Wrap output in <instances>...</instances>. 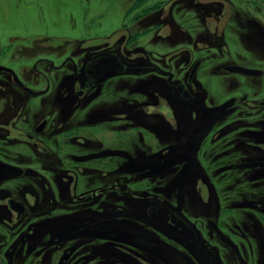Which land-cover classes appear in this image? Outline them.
Masks as SVG:
<instances>
[{
    "label": "flooded vegetation",
    "instance_id": "flooded-vegetation-1",
    "mask_svg": "<svg viewBox=\"0 0 264 264\" xmlns=\"http://www.w3.org/2000/svg\"><path fill=\"white\" fill-rule=\"evenodd\" d=\"M229 1L207 3L218 12L203 7L197 24L202 33L191 48L220 49L227 28L241 27ZM238 1L253 12L264 11V0ZM173 20L176 29L184 26ZM167 22L159 23L156 38ZM261 37L264 43V32ZM106 54L116 53L90 60ZM119 59L125 69H149L140 75L165 77L167 87L153 84L155 94L147 92L152 101L124 98L115 107L110 97H99L110 79L98 83L106 74L103 68L88 81V60L74 97H38L48 92V84L34 91L0 65L39 93L29 95L11 73L0 71L28 96L0 94V264H264V131L241 126L234 136L226 132L219 142L208 140L229 117L264 124V98L251 100L244 93L237 101L207 104L194 97L201 90L194 84L203 58L188 61L183 81L160 66H127ZM208 62L212 77L234 75L253 84L264 76L252 61ZM230 66L261 74L229 72ZM225 103L230 105L194 157L193 131ZM251 129L245 136L250 140L243 139L241 132ZM243 146L256 153L243 158Z\"/></svg>",
    "mask_w": 264,
    "mask_h": 264
},
{
    "label": "rangeland",
    "instance_id": "rangeland-1",
    "mask_svg": "<svg viewBox=\"0 0 264 264\" xmlns=\"http://www.w3.org/2000/svg\"><path fill=\"white\" fill-rule=\"evenodd\" d=\"M212 1L0 0V65L11 68L34 91L42 90L48 84V92L38 97H74V91L82 81L84 63L105 52L116 53L127 66H160L173 73L176 81H183L186 77L190 68L186 66L188 61L203 58L206 60L198 68L194 84L196 89L201 90L194 97L204 98L207 104H219L231 97L237 101L244 93L249 94L251 100L264 98V76L253 84L234 75L212 77L208 62L236 60L244 65L246 61H252L264 70V43L261 37L264 32V11L258 9L260 14L253 12L255 10L252 7L249 10L244 2L231 0L229 2L235 7L232 11L235 16L232 18L240 16L241 27L233 24L227 28L231 34H225L220 49L215 47L209 51H196L189 46L193 38L202 33V28L197 24L203 7L214 8L218 12L217 7L207 5ZM241 4L245 10H241ZM174 6L175 12L172 9ZM177 9V14L181 16L179 19L174 16ZM169 14L170 20L166 18ZM173 19L184 26L180 30L176 29ZM156 20H159L158 23ZM164 22L167 23L162 35L156 38L161 28L159 26ZM241 33L246 36L239 37ZM177 34L182 36L177 37ZM217 45H220L219 41ZM188 50L189 53L184 52ZM33 67L36 68V74L33 73ZM154 77L159 78L158 81L154 82ZM153 84L162 89L167 87L165 77L152 74L112 76L102 86L99 97H110L111 103L115 107L119 104L120 107L124 98L152 94ZM217 85L222 87V91H217ZM253 92L256 93L255 97ZM95 93L98 91L92 94ZM0 94L2 97H28L11 83L6 74H0ZM151 99L147 97L145 100ZM260 119H264V115ZM233 120V117H229L217 126L208 137L209 142H219L224 136L221 133L230 132L234 136L241 126L257 125L258 130L264 131L261 122L254 124L250 119L243 118L239 119L241 123ZM251 131L253 129L241 132L243 139H249L245 136H249ZM241 151L246 152L243 158L256 153L244 146ZM211 154H214L212 149L209 156ZM198 166L199 169L200 164ZM238 197L242 200V197Z\"/></svg>",
    "mask_w": 264,
    "mask_h": 264
},
{
    "label": "water",
    "instance_id": "water-1",
    "mask_svg": "<svg viewBox=\"0 0 264 264\" xmlns=\"http://www.w3.org/2000/svg\"><path fill=\"white\" fill-rule=\"evenodd\" d=\"M199 62H196L193 65L192 71L190 73V77H192L198 67ZM105 70V76L102 78V80H100L98 83L106 80L107 78H110L112 76H117L120 74H125V73H134V74H138V73H143V72H147L149 69H142V68H135V69H125L123 67V64L121 62V60L119 59V57L116 54H106L100 57H97L95 59L90 60L84 69V72L87 76L88 81L90 82L92 79H94L95 76V72L96 70H101V69ZM227 71L229 72H233V73H242L245 75H249V76H256V75H260L261 72L257 71V70H248V69H243V68H239V67H235V66H230V67H226L225 68ZM0 71H7L9 73H11L14 82L24 91H26L29 95L32 96H36L39 93L38 92H33L30 89L25 88L17 79V77L15 76V74L4 68V67H0ZM230 105V103H225L222 107H218V108H213L210 110L209 114L210 115H206L202 118L200 124L195 128V130L193 131L191 138H190V143L193 140V156L195 157V153L197 151V149L199 148V145L201 143V141L204 139V137L207 135V133L211 130L213 124L215 123V121L217 119H219L221 116H223V109H225L226 107H228ZM249 165H242V167H246ZM251 166V165H250Z\"/></svg>",
    "mask_w": 264,
    "mask_h": 264
}]
</instances>
